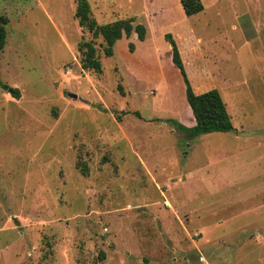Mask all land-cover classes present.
<instances>
[{
    "label": "rangeland",
    "instance_id": "1",
    "mask_svg": "<svg viewBox=\"0 0 264 264\" xmlns=\"http://www.w3.org/2000/svg\"><path fill=\"white\" fill-rule=\"evenodd\" d=\"M88 2L100 25L146 27L136 56L133 33L106 57L76 0H0V81L20 91L0 86V264H264V0H202L192 17L171 0ZM168 33L234 132L168 123L196 124ZM82 41L102 73L82 69Z\"/></svg>",
    "mask_w": 264,
    "mask_h": 264
},
{
    "label": "trees",
    "instance_id": "2",
    "mask_svg": "<svg viewBox=\"0 0 264 264\" xmlns=\"http://www.w3.org/2000/svg\"><path fill=\"white\" fill-rule=\"evenodd\" d=\"M77 9L75 18L79 26L87 28L94 38L102 37L106 43L105 56L112 57L114 54L113 47L117 41L124 36L130 38L135 33L140 41L146 40L147 29L143 24H135L134 18L121 19L116 22L100 25L92 17L91 6L88 0H76ZM184 13L187 17L195 16L204 11L202 0H180ZM6 20L0 15V53L4 50L7 43ZM166 42L171 46L172 62L180 71L183 78L187 102L192 110L196 124L193 127H187L174 120L168 123L174 124L179 130L195 137L210 133H228L234 132L235 127L228 113L226 104L216 89L209 90L202 94H197L187 74L182 55L176 40L171 33L165 35ZM130 52L135 51V45H129ZM81 54V67L83 70H90L95 73H102V63L97 56V50L93 41H82L79 44ZM0 86L9 91L11 95L19 99L20 91L11 88L0 81ZM84 174H87L86 166L83 167ZM101 258H105L102 253Z\"/></svg>",
    "mask_w": 264,
    "mask_h": 264
},
{
    "label": "crops",
    "instance_id": "3",
    "mask_svg": "<svg viewBox=\"0 0 264 264\" xmlns=\"http://www.w3.org/2000/svg\"><path fill=\"white\" fill-rule=\"evenodd\" d=\"M170 1V0H169ZM172 2H176L175 3V5H178V8L180 9V11L184 14V11H183V8H182V4H181V1L180 0H171ZM168 2V0H161V3L162 4H164V3H167ZM185 15V14H184ZM192 33V32H191ZM133 35V34H132ZM131 35V36H132ZM134 37H132V41L133 42H135V44H136V50L133 52V54L131 55L132 57H134V56H136L138 53H139V48H140V44H145L146 42H148V40L149 39H146L145 41H140L136 36H135V33H134V35H133ZM134 38V39H133ZM136 38V39H135ZM124 39H126V37L124 36L121 40H119L120 42H122ZM135 40H137V43H136V41ZM119 41H117V43L119 42ZM199 39H197V43H199ZM116 43V44H117ZM201 88L202 87H200L199 88V90H197L196 92H197V94H202V93H204V92H207V91H209V90H211L212 88H214V87H212V88H207V89H204V90H201ZM185 120L186 121H188V123L186 124V126H193V125H189L190 123H191V119H189V118H185Z\"/></svg>",
    "mask_w": 264,
    "mask_h": 264
},
{
    "label": "water",
    "instance_id": "4",
    "mask_svg": "<svg viewBox=\"0 0 264 264\" xmlns=\"http://www.w3.org/2000/svg\"><path fill=\"white\" fill-rule=\"evenodd\" d=\"M72 97H73L74 99H77V98H78V96H77L76 94H73Z\"/></svg>",
    "mask_w": 264,
    "mask_h": 264
}]
</instances>
